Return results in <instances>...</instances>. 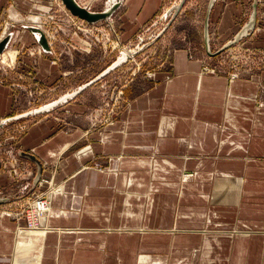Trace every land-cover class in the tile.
I'll list each match as a JSON object with an SVG mask.
<instances>
[{
	"label": "crops",
	"instance_id": "0c3cea01",
	"mask_svg": "<svg viewBox=\"0 0 264 264\" xmlns=\"http://www.w3.org/2000/svg\"><path fill=\"white\" fill-rule=\"evenodd\" d=\"M55 1L0 0V42L10 37L5 52L17 42L18 50H11L17 52V75H26L25 61L32 59L24 47L33 38L26 15ZM77 1L83 6L89 3ZM115 1L108 0L98 10L85 7L103 12ZM199 1L179 3L163 26L169 28L163 42L174 43V37L182 41L171 46L170 58L151 71L134 70L120 84V107L112 123L96 125L91 115V98L101 99L110 91L105 72L94 82L89 79L62 94L50 110L41 111L49 105L40 110H58L60 118L34 123L16 140L4 141L5 131L0 132V264H264V215H260L264 212V68L241 70L234 78L219 60L223 52L216 53L247 26L254 12L250 15L248 8L255 0H215L210 13L209 0L203 15ZM164 3L121 0L120 8L105 22L119 14L121 41L132 46L159 18ZM260 5L261 1L255 29L234 48L249 42L264 48ZM190 15L197 41L185 25ZM208 15L211 54L205 36ZM51 48V53L42 49L46 56L35 58L33 72L39 80L60 75L59 64L52 62L59 60V53ZM5 67L1 62L0 122L17 116L5 118L14 88L23 84L19 76L13 79L17 83H10L11 72ZM95 81H100L96 93L91 87ZM9 145L13 151H8ZM96 163L105 170L96 169ZM138 163L160 165V170L137 173ZM122 165L129 171H122ZM17 166L35 174H16ZM192 171L196 176L187 184L190 179L182 174ZM39 180L53 188L50 214L42 220L43 231L20 232L26 225L24 203L32 194H27V186L33 193L48 194V185L41 188ZM149 180L168 183L153 192L148 191ZM229 183L236 193L242 191L241 201L232 204L225 199L218 207L207 208L202 198L209 188ZM171 185L176 188L170 189ZM138 196L146 200L138 204ZM186 196L197 198V206H192L197 212L209 211V228L217 230L202 231L204 235L182 226L187 218L182 199Z\"/></svg>",
	"mask_w": 264,
	"mask_h": 264
},
{
	"label": "rangeland",
	"instance_id": "374dc122",
	"mask_svg": "<svg viewBox=\"0 0 264 264\" xmlns=\"http://www.w3.org/2000/svg\"><path fill=\"white\" fill-rule=\"evenodd\" d=\"M79 1L81 3L89 2L85 6H88L92 10H98L105 6L108 0ZM183 1L184 0H165L163 11L161 12L159 18L156 19V21L150 26V29L147 30V32L141 34L140 37L137 38L136 42L132 46L128 45V41H126V44H123L122 42L123 38L121 32L123 31V21L120 20L119 14L116 17H113V20L108 21L109 23L101 21L102 24L91 25L85 20L73 16L70 10L65 6L63 1L57 0V2L55 1L54 5L52 3L40 12L26 15V28L30 30L29 28L31 26H34L43 30L51 46H55L56 51L59 53L57 57V59L59 60L56 61V59L54 58L52 62H57L59 64L58 66H60V75H58V77H50L51 75L43 77L41 76L42 78H40V80L37 79L38 76L33 72L34 67L37 65L38 61V59L35 58L36 56H38L37 58H39L40 56L44 57L46 56V53L42 51L39 42L35 38L36 34H34L30 30L33 34V38L25 41L24 43L26 45H32L35 39L36 43L32 46L23 45L24 47H26V56L32 57V59L30 58L25 61V70L27 72L26 75L23 73L17 75L18 66H15L16 62L14 64L15 67H10V65H8L6 62H3L5 66H7L5 67L4 71L8 72V74L9 72H11L10 79H8L10 83L14 82L13 79H18V76L20 77V81L23 82L20 89L14 88V91L17 95L15 94L13 101L11 102V107H9V110L7 112L9 114L6 115L5 118L11 115L17 116H14L15 119L8 121V123H6L3 127H0L2 129L0 132L5 131L2 136L4 138V141L8 140V137H13L11 139H19L23 136L24 133L28 131V129L32 125H34V123L48 121L49 118H60L58 110L51 113L40 112V110L42 109V107L57 102L55 101V99L57 100L58 98H60L62 94L67 93L71 88L75 89L76 87L81 86L82 83L87 82L89 79H92V81L94 82V80L101 73L103 74L105 72V76H109L111 80L110 91L105 95L103 94L100 97L101 99L98 98V95H95L91 98V105L93 107V109L91 110V115L93 116L96 125L106 126L109 123H112L113 117L120 107V105H118L119 102H121V94L119 91L120 84L125 82L131 76L134 70L138 72L153 70L158 65L170 58L169 51L171 49V46H173L174 44H182V41L175 37L174 43H165L162 41V39L169 29L166 26H163L166 24V21H168V19H171L173 14L176 13L178 4L181 2L183 3ZM208 1L209 0L199 1L200 3H203L202 15L204 14V12H206L205 3H207ZM259 1H261L260 7H264V0H258V7ZM251 4L252 1L248 8L250 15L251 12L254 11V7L252 8ZM173 6L174 9L172 10ZM199 13H201V10L197 11V14ZM41 14H43V16H41ZM190 16L191 17L186 19L185 25L187 27V32L190 33V37L192 39L195 38L197 41V29L196 27H194L195 23L193 20V16ZM246 44L247 43H244V45ZM17 45V42H13L12 46L9 47L8 50H18L16 49ZM248 45L246 46L248 48H241V46H239L235 50V53H232L230 55H222L220 57L219 60L224 62V66H227L228 72L230 71L234 73L235 71H238L234 69L237 63L244 64L247 62L248 64H251V62L264 61V48L254 47L251 42H249ZM21 50L22 49L20 48L19 57L21 54H23V51ZM31 53H33V55H29ZM124 54H127V58L123 57ZM119 61H121L122 63L119 66H116ZM30 62H33L32 65L29 64ZM131 62L133 63L130 64ZM225 62H228V64H226ZM105 67L107 68L105 69ZM231 67L232 69H230ZM263 67L264 66H262V68ZM103 68L105 70L101 72ZM250 70L257 71V69ZM28 72L33 74H29ZM119 73L121 74V76L115 77V75ZM129 81L130 80H128V82ZM99 82L100 81H95V83L91 86L93 87L92 92L96 93L99 91ZM14 83H17V81H15ZM11 147H13V145L8 146V151H13ZM17 158L18 157L10 159L17 160ZM135 166H138L139 172L137 173H140L141 169L142 171L144 170L143 172L146 171L148 173H153V171L160 170V165L156 166L155 164L151 166L150 164L142 165L138 163ZM94 167H96V169L100 171L105 170L104 166H102L101 164L96 163ZM121 167L122 171L128 170V167L126 166L122 165ZM27 169L24 171L21 169V167L17 166L13 169V171L16 174L18 172H26V175L28 176L35 174L34 171L31 173V171ZM182 176L185 177V180L190 179L191 181L189 180L190 182H187V184H190L194 179L193 177L196 176V172H186L185 175L182 174ZM167 183L168 180L166 182L149 180L148 191H159L161 190L162 186L166 185ZM170 183L172 184L173 182ZM212 183H215V181H213ZM38 184L41 185V188L42 186L44 187L48 185L46 190L48 191V195L52 197L53 188L49 189L48 182H45V180H39ZM241 184H243V182ZM216 186H212L211 188H209V190L207 191L208 193L204 195L205 198H202L203 201H206L207 208L218 207L221 203H224L225 199H228L229 203L232 204H235L237 200L238 202L236 203H239L241 201L242 191L239 194L236 193V190H233L231 184L228 187L223 184L217 187ZM174 188L176 187L171 185L170 189ZM33 192H35V190L30 186L29 188L27 186V194H34ZM262 192L264 193V190H262ZM226 196L228 197L225 198ZM29 198H26L24 206L26 203H28ZM140 199L141 197L138 196V204L141 201L146 200L145 197L141 201ZM182 199L185 201V205H187L186 207H188L183 213V215L187 218L184 220L186 223L182 226H188V228L190 229L194 228L197 230H201L199 231L201 233H207L211 230H217L215 228L210 230L209 228L208 219L210 213L207 209L206 211L197 212V209L192 207L193 205L197 206V204H195L197 203L196 197L186 196ZM148 207L150 211H152L151 209H153V205H150ZM175 213L177 212L175 211L174 214ZM260 215H264V212H262ZM174 222H176V220ZM189 225H194L197 227ZM207 236L209 237V234Z\"/></svg>",
	"mask_w": 264,
	"mask_h": 264
},
{
	"label": "water",
	"instance_id": "95a60500",
	"mask_svg": "<svg viewBox=\"0 0 264 264\" xmlns=\"http://www.w3.org/2000/svg\"><path fill=\"white\" fill-rule=\"evenodd\" d=\"M62 1L65 4V6L70 10V12L72 13L73 16H75L79 19L85 20L89 24H95V23L100 22V21L109 20L121 6V0H116L115 3L113 4V6L108 8L107 10H105L103 12H95V11H91L87 7L81 5L77 0H62ZM214 2H215V0H211L209 13H210L211 7L214 4ZM180 8H181V6H180ZM180 8H178V9H180ZM257 19H258V0H255L254 12H253L252 18L249 21V23L247 24V26L235 38L234 41H232L230 44L226 45L224 48H222L220 51H218L216 53L217 54L222 53L227 48H229L230 46H233L236 43L240 42L244 36H246L247 34H249L250 31L255 29L256 24H257ZM29 29L34 34H36L38 42H39L40 46L42 47L43 51H45L46 53H51L52 48H51L50 43H49L45 33L43 32V30H41L38 27H34V26H31ZM205 36H206V43H207L208 51L211 54L212 52L209 50V48H210L209 15H208L207 22H206ZM9 42H10V37L5 38L4 40H2L0 42V65L2 62L3 54L5 53L6 49L9 46ZM121 63L122 62L119 61L117 64L119 65ZM12 119H15V117L9 118L8 120H4V121L0 122V127L5 125L8 121H10ZM27 156H29L33 160L37 161V158L35 156H33V155L32 156L27 155ZM0 169H1V166H0Z\"/></svg>",
	"mask_w": 264,
	"mask_h": 264
},
{
	"label": "built area",
	"instance_id": "2783aa9c",
	"mask_svg": "<svg viewBox=\"0 0 264 264\" xmlns=\"http://www.w3.org/2000/svg\"><path fill=\"white\" fill-rule=\"evenodd\" d=\"M233 46H230L229 48H227L225 52H223V55H226V54L230 55L232 53H235V50L237 48H234ZM241 48H248V47H241ZM2 62H3V57H2ZM262 66H264V61L251 62V64H248L247 62L244 64L237 63L234 69L238 71H235L234 73H232V76L236 78L239 76V72L241 70L246 69V71H251L250 69H253V70L262 69ZM50 205H51V197L48 194H44V193L32 194L31 197L29 198L28 203L25 204L24 212H22L23 214L22 218H24L26 225L22 227L20 232L43 231L44 229L41 228L43 227L41 225V220L45 217L44 216L45 214L47 215L49 213Z\"/></svg>",
	"mask_w": 264,
	"mask_h": 264
},
{
	"label": "bare ground",
	"instance_id": "6f19581e",
	"mask_svg": "<svg viewBox=\"0 0 264 264\" xmlns=\"http://www.w3.org/2000/svg\"><path fill=\"white\" fill-rule=\"evenodd\" d=\"M34 18H35V17H34ZM37 18H38V17H37ZM38 19H39V18H38ZM36 20H37V19H36ZM40 23H42V22H40ZM41 25H43V24H41ZM16 54H17V52H12L11 50H9L8 52H5V54L3 55V62H6L8 65H10V64H14L15 61H16ZM123 57H124V58H127V54H124ZM8 62H9L10 64H9ZM56 104H57V102H55V103L49 105L48 107L42 109L41 111L51 109V108L54 107ZM49 210L51 211V207H49ZM50 211H49V213H48L47 215L45 214L44 216H45V217H46V216H49ZM45 217H44V218H45ZM44 218H43V219H44ZM47 218H48V217H47ZM43 219H42V220H43ZM42 220H41V225H43V224H42ZM41 228H44V226L41 227Z\"/></svg>",
	"mask_w": 264,
	"mask_h": 264
}]
</instances>
